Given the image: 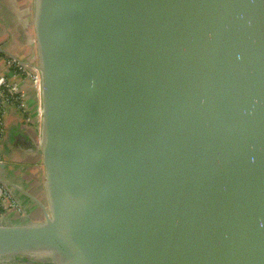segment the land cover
I'll return each mask as SVG.
<instances>
[{"label":"water","instance_id":"water-1","mask_svg":"<svg viewBox=\"0 0 264 264\" xmlns=\"http://www.w3.org/2000/svg\"><path fill=\"white\" fill-rule=\"evenodd\" d=\"M30 3L45 203L0 173V258L264 264V0Z\"/></svg>","mask_w":264,"mask_h":264},{"label":"crops","instance_id":"crops-1","mask_svg":"<svg viewBox=\"0 0 264 264\" xmlns=\"http://www.w3.org/2000/svg\"><path fill=\"white\" fill-rule=\"evenodd\" d=\"M30 1L0 0V48L4 50L0 52V75L6 78L12 77L11 69L5 63L7 53L29 64L36 62ZM12 80L19 82L24 107L9 108L5 116L8 137L3 146L10 160L6 163V171L0 173L9 175L10 181L20 187L18 197L21 203L37 220L43 215L34 198L45 203L41 157L37 150L31 149L39 140V93L29 79L17 77ZM23 141L31 146L24 145ZM0 264L45 263L31 262L23 256H6L0 258Z\"/></svg>","mask_w":264,"mask_h":264},{"label":"built area","instance_id":"built-area-1","mask_svg":"<svg viewBox=\"0 0 264 264\" xmlns=\"http://www.w3.org/2000/svg\"><path fill=\"white\" fill-rule=\"evenodd\" d=\"M5 63L11 69L12 77L6 78L4 75H0V163L4 164L8 162L3 152L4 139L7 133L5 116L9 108L22 109L24 107L19 82L12 80V78L29 79L36 88L39 82L37 71L27 66L24 62L6 55ZM13 214L22 215V207L12 193L0 183V218Z\"/></svg>","mask_w":264,"mask_h":264},{"label":"trees","instance_id":"trees-1","mask_svg":"<svg viewBox=\"0 0 264 264\" xmlns=\"http://www.w3.org/2000/svg\"><path fill=\"white\" fill-rule=\"evenodd\" d=\"M1 54V53H0ZM2 55V54H1ZM7 137H8V133H6V135H5V139H4V142H5V140L7 139ZM6 143V142H5Z\"/></svg>","mask_w":264,"mask_h":264}]
</instances>
